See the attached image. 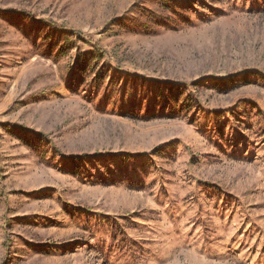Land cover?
<instances>
[{
  "label": "rangeland",
  "instance_id": "374dc122",
  "mask_svg": "<svg viewBox=\"0 0 264 264\" xmlns=\"http://www.w3.org/2000/svg\"><path fill=\"white\" fill-rule=\"evenodd\" d=\"M172 5L0 0V264H264V0Z\"/></svg>",
  "mask_w": 264,
  "mask_h": 264
},
{
  "label": "trees",
  "instance_id": "16d2710c",
  "mask_svg": "<svg viewBox=\"0 0 264 264\" xmlns=\"http://www.w3.org/2000/svg\"><path fill=\"white\" fill-rule=\"evenodd\" d=\"M156 1V4L158 6V8L165 12H175V14H177V12H179V10L172 5V0H154ZM135 8V7H134ZM133 8L132 13L130 14V16L125 17L123 19H120L118 21H115V27L116 29H123L129 32H142L145 34H152L157 30V29H153L154 27H151V25L155 26V27H160L162 25H166V24H170L173 23L171 21L172 17H169L163 13H159L160 15H157L154 11H148L146 9H141L140 11L135 10ZM60 51H58L59 53ZM94 55H92L93 57ZM82 65H84L83 63H81ZM80 64V66H82ZM85 68H86V64H85ZM252 75H246L245 77H243L242 79H236L232 82H234L235 84H240L242 82H247V78H249ZM104 79V77H97V79H95L96 82L101 83V81ZM264 86V77L261 78L260 80ZM231 81H228V83H230ZM144 82H143V86H144ZM163 86V87H162ZM222 87H226L224 85H222ZM145 94L144 98H142V103H145L147 101V96L148 95H155V97H161V98H165L167 101L171 102L173 105L178 106V111L182 112V110H185L187 108V110L189 109L190 106H187V104H189V99L186 96V92L184 90V88H178V87H167L166 85H162V84H154L151 88H147L146 91L143 93ZM14 128L19 129L20 131L22 130L19 127L16 126H10L7 127L5 130L6 132H9L10 134L16 136L17 140L20 141L25 147H27L29 150L33 151L36 155L39 156V158L42 160V162H46V157H48L47 155V151L48 148L46 147H41V143H42V137L41 134H35L34 138L35 139H31L29 135L25 134L26 130H22V133H15ZM19 134V135H17ZM38 146H37V145ZM160 149L157 148L155 149L151 154L154 156H157L158 154H160ZM134 157L137 158L138 161L144 160L146 158L145 155H124V159L123 160H130L133 159ZM72 164H75L76 161H81V160H87L89 162V158L87 156H83L81 158H69Z\"/></svg>",
  "mask_w": 264,
  "mask_h": 264
}]
</instances>
